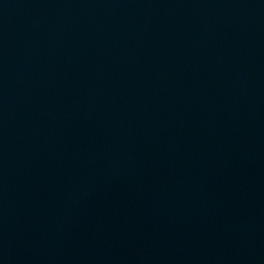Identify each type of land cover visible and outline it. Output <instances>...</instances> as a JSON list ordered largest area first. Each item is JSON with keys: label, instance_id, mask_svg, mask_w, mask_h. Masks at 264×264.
<instances>
[{"label": "water", "instance_id": "95a60500", "mask_svg": "<svg viewBox=\"0 0 264 264\" xmlns=\"http://www.w3.org/2000/svg\"><path fill=\"white\" fill-rule=\"evenodd\" d=\"M0 264H264V0H158Z\"/></svg>", "mask_w": 264, "mask_h": 264}]
</instances>
